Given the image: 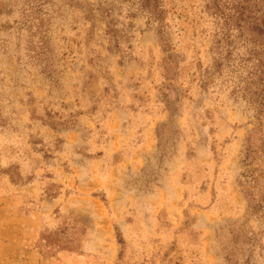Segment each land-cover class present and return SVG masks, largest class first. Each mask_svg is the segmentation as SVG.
Instances as JSON below:
<instances>
[{"label":"rangeland","instance_id":"374dc122","mask_svg":"<svg viewBox=\"0 0 264 264\" xmlns=\"http://www.w3.org/2000/svg\"><path fill=\"white\" fill-rule=\"evenodd\" d=\"M155 1L0 0V264L33 213L48 264H264L246 74L212 0Z\"/></svg>","mask_w":264,"mask_h":264},{"label":"trees","instance_id":"16d2710c","mask_svg":"<svg viewBox=\"0 0 264 264\" xmlns=\"http://www.w3.org/2000/svg\"><path fill=\"white\" fill-rule=\"evenodd\" d=\"M142 6L151 13L157 10L155 0H142ZM208 8L213 9L218 19V39L213 49L219 59L215 60V67L220 68L223 61L229 62L235 57L234 62L240 64V70L247 77L242 86H237V92L247 98L249 105L256 107L257 124L243 145L241 163L244 170L240 182L247 205L255 212L264 209V0H212ZM240 46L244 48L242 53ZM37 54L40 56L44 52ZM170 66L165 67L167 72ZM236 257V253L227 252L225 261L235 264Z\"/></svg>","mask_w":264,"mask_h":264},{"label":"crops","instance_id":"0c3cea01","mask_svg":"<svg viewBox=\"0 0 264 264\" xmlns=\"http://www.w3.org/2000/svg\"><path fill=\"white\" fill-rule=\"evenodd\" d=\"M40 225V213L20 215L15 217V223L10 224V226L14 227L16 231H20L21 233L23 230L25 231V235L16 241V244L25 247H21V249L24 251L25 260L21 261L19 259H12V261H9V264H23L22 262H24V264H48V262L42 258L34 245ZM1 263L6 264L5 261H1Z\"/></svg>","mask_w":264,"mask_h":264}]
</instances>
